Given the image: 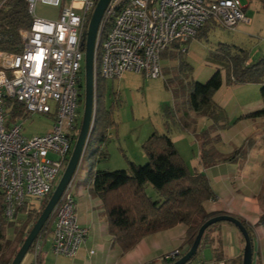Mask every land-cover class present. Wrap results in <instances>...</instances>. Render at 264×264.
I'll return each mask as SVG.
<instances>
[{"label": "built area", "instance_id": "obj_1", "mask_svg": "<svg viewBox=\"0 0 264 264\" xmlns=\"http://www.w3.org/2000/svg\"><path fill=\"white\" fill-rule=\"evenodd\" d=\"M97 1L26 0L32 22L20 32L21 52L0 51V193L7 222H14L18 211L29 209L33 200L49 199L77 141L82 120V35ZM5 2L0 0V8ZM63 2L56 20L35 16L38 3L60 7ZM209 22L235 32L247 23L244 6L240 0H110L98 30L95 85L97 78L120 81L127 73L160 77L162 53L174 45L186 52L184 45ZM12 102L24 109L14 121ZM34 115L49 117L53 124L43 135L25 137L24 121ZM79 167L33 243L32 264H40L47 240L53 256L66 258H74L86 241L88 230L75 214ZM178 257L175 250L164 260ZM187 264L209 263L201 259Z\"/></svg>", "mask_w": 264, "mask_h": 264}, {"label": "trees", "instance_id": "obj_2", "mask_svg": "<svg viewBox=\"0 0 264 264\" xmlns=\"http://www.w3.org/2000/svg\"><path fill=\"white\" fill-rule=\"evenodd\" d=\"M31 22L26 0H6L0 8V51L7 53L21 52L22 41L20 32L28 30ZM206 27L207 24L197 32L194 39L204 35ZM173 48H175L178 56L187 54V51L180 52L181 50H178L177 45H174ZM166 52L162 53L161 59L167 57ZM211 55V61L220 65V68L206 82H194L189 85L187 99L180 107L174 103V110L167 106L164 108L163 115L166 119L165 126L167 133L159 134L153 132L142 144V150L147 159L146 163L135 164L128 162L127 169L115 171L94 170L95 163L91 164L89 179L92 185V192L102 203L106 215L108 233L113 243L123 253L133 249L141 239L147 236L170 230L177 225H185L188 227V232L186 247L181 253L180 249L178 250L179 257H181L188 251L199 227L206 220L214 216L206 214L203 209L205 202L215 199V194L210 187L207 177L203 173H190L169 137L168 130L169 124L179 127L183 131L187 130L190 124L186 121L184 122L183 118L188 116V113L192 112L196 115L207 117L213 121V126L195 136L199 147L201 166L206 169L219 162L234 161L240 150L235 151L228 157L215 160L213 144L218 143L219 138L217 136L211 137V133L216 132L222 127L218 123L222 122L225 117L224 111L212 101L213 94L223 84V71L227 85L256 84L260 86L259 94L263 107L261 110L249 114L247 118L256 119L264 117V56L256 61L249 62L245 50L222 43L217 45L214 53ZM170 57L174 58L175 56L171 54ZM82 83L83 79L79 83L80 91L83 89ZM104 83V80L97 78L95 85V115L85 152L92 143H95L96 149L92 152L91 158L102 156L105 160L106 154L101 151L100 145L106 143L107 133L111 128L112 121H110L111 113L106 110L103 101L105 97ZM80 97H82V94H80ZM23 112L24 109L20 104L12 102L10 108V118L12 121L21 117ZM179 114L181 115L180 117L178 116ZM80 124L81 120L79 126ZM147 185H150L156 191V198L153 199L145 193ZM43 201L45 203H42V207L36 213L32 212L29 214L26 212V208L18 211L17 214L26 213L28 218H34V223L21 238L19 242L20 246L23 238L28 235L41 214L47 199ZM240 222L246 229L253 248L252 233L244 222ZM7 223L12 222H7L4 218L3 196L0 193V264H11L16 254L14 252L11 257L4 255V251L11 244L10 240L5 237ZM213 226L205 231L197 255L192 261L196 260L202 252L207 243V232ZM257 226L264 227V210L259 217ZM239 234L244 243L243 257L245 241L240 232ZM31 250L32 247L29 252ZM214 252L216 261L221 260L222 258L218 250H214ZM242 257L239 264H242ZM176 260L166 259L163 261L164 264H172ZM148 264L155 263L151 262Z\"/></svg>", "mask_w": 264, "mask_h": 264}, {"label": "crops", "instance_id": "obj_3", "mask_svg": "<svg viewBox=\"0 0 264 264\" xmlns=\"http://www.w3.org/2000/svg\"><path fill=\"white\" fill-rule=\"evenodd\" d=\"M246 9L247 6H244L245 12ZM249 22L250 19H247V23ZM249 62L252 60L249 59ZM211 65L215 69L220 68L217 63ZM128 74L130 73H127L123 79ZM223 79V84L213 94L212 101L224 111L225 117L218 123L222 127L211 133V137L219 138V142L213 144L215 160L228 157L240 150L234 161L219 162L206 169L201 166L195 136L213 126V121L207 117L188 113L183 120L188 122L190 127L184 131L175 127L178 134L171 137V140L176 147L180 144L177 150L190 173H203L215 194L214 200L203 204L204 212L214 216L228 214L244 222L253 238L252 264H264V227L257 226L264 210V117L247 118L249 114L263 107L260 94L257 93L260 86L256 84L227 85L224 75ZM114 82L105 81V91L109 92V88L113 91ZM110 132L111 129L107 133L109 138ZM164 133L163 130L159 131V134ZM145 140L143 137L137 142L142 145ZM100 149L105 153L103 145H100ZM102 160H104L102 156L90 158L89 167L81 175L78 173L74 185L77 221L80 226L88 230L85 243L74 258H66L53 256L50 252V240H47L42 244L40 264H148L151 262L164 264V257L175 250L180 249V253L183 252L188 232V227L185 225H177L170 230L147 236L125 253L113 243L108 233L102 203L93 194L89 179L93 162L94 170H107L102 166L101 168L96 166ZM135 160L140 164L147 161L142 152ZM156 197L157 195L152 196V198ZM206 240L207 243L196 260L203 259L209 264H239L244 243L234 226L229 223L216 224L207 232ZM204 250L210 251L211 259L208 261L203 255ZM214 250H218L221 260L216 261ZM32 262L31 250L27 261L23 264H32Z\"/></svg>", "mask_w": 264, "mask_h": 264}, {"label": "rangeland", "instance_id": "obj_4", "mask_svg": "<svg viewBox=\"0 0 264 264\" xmlns=\"http://www.w3.org/2000/svg\"><path fill=\"white\" fill-rule=\"evenodd\" d=\"M240 2L243 6H247L245 16L250 19L249 23H241L235 32H231L209 22L204 35L184 45L187 54L178 56L173 47L167 50L168 58L161 59L160 77L145 79L139 74L130 73L118 83L114 82L113 91L110 88L109 92L105 91L103 101L106 110L111 113V137L107 135L106 143L103 145L107 159L97 163V167L102 166L108 171H115L127 169L128 162L140 164L135 162V159L139 157L140 152L142 154L144 152L137 140L143 137L147 140L153 132L159 133L160 130L167 133L166 119L163 115L164 108L167 106L174 110V103L180 107L187 99L189 85L194 82H206L217 70L211 65L215 64L211 61V54L214 53L219 43L242 48L252 61L264 56V2L263 0L248 2L240 0ZM64 6V2L60 7L38 3L35 7V16L40 19L56 20ZM171 54L175 57L169 58ZM82 84L84 86V77ZM81 94L83 114L84 87ZM20 122L23 123L22 120ZM52 124L49 117L34 115L24 121L23 135L25 137L43 135ZM176 134H178L177 129L169 124V137H175ZM95 149L96 144L92 143L85 152L78 170L79 175L89 167V159ZM49 157L55 158L51 154ZM145 193L151 198L156 195V191L150 185L146 186ZM42 203L45 201L33 200L32 206L26 209V212L36 213L42 207ZM31 218H28L26 213H19L14 222L7 223L5 237L10 240L11 244L4 251L6 257H11L14 252L18 251L21 238L25 235L27 228L30 229L34 223V218ZM203 253L207 261L211 259L210 251L204 250ZM27 258L28 254L22 264L27 261Z\"/></svg>", "mask_w": 264, "mask_h": 264}, {"label": "water", "instance_id": "obj_5", "mask_svg": "<svg viewBox=\"0 0 264 264\" xmlns=\"http://www.w3.org/2000/svg\"><path fill=\"white\" fill-rule=\"evenodd\" d=\"M110 0H98L90 18L86 32L83 33L84 46V107L81 120V126L77 141L73 147L68 163L49 199L47 200L41 214L31 228L30 232L23 240L21 246L16 252L11 264H21L25 256L29 253L33 243L42 231L53 208L58 203L66 186L78 169V166L85 154L87 143L91 135L93 120L95 115V80L94 64L95 51L97 48L98 30L105 9ZM219 223H229L234 226L243 236L245 249L242 257V264H252L253 248L249 235L242 223L235 217L228 214L216 215L206 220L198 229L194 240L188 251L178 257L172 264H187L197 255L199 245L205 231L213 225Z\"/></svg>", "mask_w": 264, "mask_h": 264}, {"label": "bare ground", "instance_id": "obj_6", "mask_svg": "<svg viewBox=\"0 0 264 264\" xmlns=\"http://www.w3.org/2000/svg\"><path fill=\"white\" fill-rule=\"evenodd\" d=\"M165 261V260H164Z\"/></svg>", "mask_w": 264, "mask_h": 264}]
</instances>
